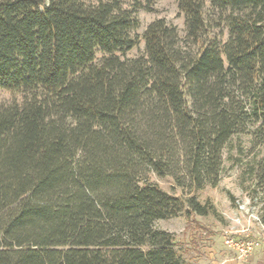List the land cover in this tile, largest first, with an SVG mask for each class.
I'll list each match as a JSON object with an SVG mask.
<instances>
[{"label":"trees","instance_id":"trees-1","mask_svg":"<svg viewBox=\"0 0 264 264\" xmlns=\"http://www.w3.org/2000/svg\"><path fill=\"white\" fill-rule=\"evenodd\" d=\"M209 1L219 35L179 0L185 37L158 19L141 40L155 0H0V89L27 96L0 109V264H187L155 224L216 214L196 193L241 135L264 192V0Z\"/></svg>","mask_w":264,"mask_h":264},{"label":"rangeland","instance_id":"rangeland-1","mask_svg":"<svg viewBox=\"0 0 264 264\" xmlns=\"http://www.w3.org/2000/svg\"><path fill=\"white\" fill-rule=\"evenodd\" d=\"M206 10L211 36L219 35L224 25L221 29L218 27L219 14L212 10L209 0ZM137 15L141 25L133 35L141 40L148 26L158 19H165L177 27L182 38L186 35L185 15L179 9V0H155L152 12L141 10ZM212 27L216 28L212 30ZM227 38L226 31L224 41ZM144 51L145 42L141 41L134 50L118 53V56L124 60L134 59ZM104 57L98 52L96 62L100 63ZM26 100V95L0 89V109ZM262 158L261 149L254 147L251 135L234 138L224 151L219 185L196 193L202 203L210 201L213 204L216 214L207 217L184 214L156 222L157 229L175 236L177 249L187 264H225L227 260L230 264H264V192L258 181ZM152 179L166 192L188 198L187 190L177 188L171 179L155 176ZM228 236L247 237L259 245L250 256L239 257L227 247L225 241Z\"/></svg>","mask_w":264,"mask_h":264},{"label":"built area","instance_id":"built-area-1","mask_svg":"<svg viewBox=\"0 0 264 264\" xmlns=\"http://www.w3.org/2000/svg\"><path fill=\"white\" fill-rule=\"evenodd\" d=\"M227 247L235 251L239 257L250 256L259 243L255 240L228 236L225 241Z\"/></svg>","mask_w":264,"mask_h":264},{"label":"crops","instance_id":"crops-1","mask_svg":"<svg viewBox=\"0 0 264 264\" xmlns=\"http://www.w3.org/2000/svg\"><path fill=\"white\" fill-rule=\"evenodd\" d=\"M211 256H213V254H211ZM202 264V263H201ZM225 264H230V260H227L226 262H225Z\"/></svg>","mask_w":264,"mask_h":264}]
</instances>
